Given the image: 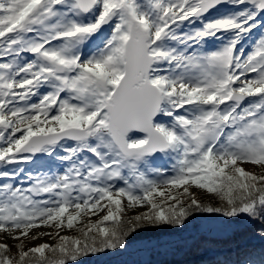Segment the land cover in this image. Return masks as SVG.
Masks as SVG:
<instances>
[{
  "label": "snow or ice",
  "instance_id": "obj_1",
  "mask_svg": "<svg viewBox=\"0 0 264 264\" xmlns=\"http://www.w3.org/2000/svg\"><path fill=\"white\" fill-rule=\"evenodd\" d=\"M200 218L264 244V0H0V264Z\"/></svg>",
  "mask_w": 264,
  "mask_h": 264
},
{
  "label": "rangeland",
  "instance_id": "obj_2",
  "mask_svg": "<svg viewBox=\"0 0 264 264\" xmlns=\"http://www.w3.org/2000/svg\"><path fill=\"white\" fill-rule=\"evenodd\" d=\"M157 163H162V161H157ZM243 167L249 172L261 171V169L251 165H243ZM196 194L206 196L199 192ZM195 225L188 228L182 236L132 244L127 251L123 252L99 254L95 258V264H149L163 258L180 257L189 249V245L197 236L201 234L226 236L241 226V224L228 226L219 220H209L207 218L197 220ZM39 231H48V229L41 228ZM39 242L43 241H37V243Z\"/></svg>",
  "mask_w": 264,
  "mask_h": 264
},
{
  "label": "trees",
  "instance_id": "obj_3",
  "mask_svg": "<svg viewBox=\"0 0 264 264\" xmlns=\"http://www.w3.org/2000/svg\"><path fill=\"white\" fill-rule=\"evenodd\" d=\"M205 202L208 201L207 196H200ZM203 219V218H200ZM196 219L189 225L188 228L196 226ZM188 228L182 232H150L141 238H138L132 244L142 243L147 241H158L165 238H173L182 236ZM253 228L251 225L241 224V226L233 230L226 236H212L209 234H201L194 239L189 245V249L180 257L175 258H163L157 262L149 264H209V261L217 258L222 259L230 249L240 248L244 249H256L257 252L261 247H264L259 240L252 238ZM131 244V245H132ZM98 256V255H97ZM97 256H89L83 258L85 264H95V258ZM233 258L234 255H233Z\"/></svg>",
  "mask_w": 264,
  "mask_h": 264
}]
</instances>
